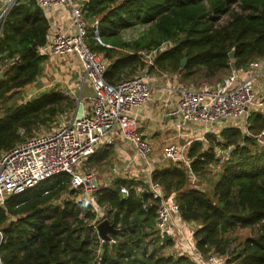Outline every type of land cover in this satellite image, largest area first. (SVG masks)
I'll return each instance as SVG.
<instances>
[{
    "label": "trees",
    "instance_id": "trees-1",
    "mask_svg": "<svg viewBox=\"0 0 264 264\" xmlns=\"http://www.w3.org/2000/svg\"><path fill=\"white\" fill-rule=\"evenodd\" d=\"M85 2L88 18L99 21L98 28L94 22L88 27L87 42L108 62L105 77L111 83L144 69L179 75L181 81L199 77L220 82L233 68L248 69L264 58V0ZM140 26L145 30L139 36L123 37V31ZM49 34L50 22L36 0H16L0 36V65L12 62L0 78V103L5 104L0 110V156L35 135L42 125L50 126L68 108L76 110V101L58 90L42 92L25 102L10 98L41 77L47 57L38 50L48 43ZM233 48L236 55L231 59ZM153 52V64H149L147 55ZM185 57L187 63L182 66ZM263 130L264 113L252 112L249 133L228 126L219 137L208 135L207 144L195 140L188 156L199 187L191 186L188 170L178 162L153 174L167 195L176 194L182 220L198 224V249L226 257V264H264V145L257 139ZM230 146L235 149L223 160L216 148ZM113 153L111 147L99 150L87 166L97 169ZM220 162L222 168L211 173L212 166ZM124 185L134 186L127 197L121 195ZM135 186L132 180L116 178L101 189L95 200L106 209L101 218L93 203L76 200L68 173L13 195L0 206L1 263L196 264L185 255L165 252L174 241L157 229L158 200ZM104 218L117 230L111 233L115 241L108 242L102 253V240L94 225ZM246 228L253 229L254 236L234 246L230 235Z\"/></svg>",
    "mask_w": 264,
    "mask_h": 264
},
{
    "label": "built area",
    "instance_id": "built-area-1",
    "mask_svg": "<svg viewBox=\"0 0 264 264\" xmlns=\"http://www.w3.org/2000/svg\"><path fill=\"white\" fill-rule=\"evenodd\" d=\"M15 2L10 0L0 7V36L4 21ZM36 2L44 11L59 6L70 11V27L54 35L45 46L39 48V52L46 51L59 57L74 56L79 61L82 68L79 97L84 103V111L79 120L72 118L52 131L37 133L1 154L0 206H4L13 195L31 190L58 174L68 173L71 175V189L77 192L76 200L90 201L97 214L102 209L106 212L104 207L99 208L95 200L96 194L110 184L102 182L99 171L87 166V161L100 149L115 145L116 135L119 134L152 169L149 190L135 187L137 191L151 193L152 198L158 200L157 229L173 239L177 255H185L196 264H226L223 256L213 252L204 254L198 249L195 238L197 227L191 233L186 231L192 226L182 220L176 194L167 195L162 185L153 180V174L157 169L166 167L170 161L178 162L188 170L191 186L199 187L198 177L192 172L188 156L192 143L200 140L207 144L208 135L216 134L219 137L221 130L228 126L249 133L250 114L264 113V94L256 87L257 71L264 66L253 62L248 69L233 68L222 82L212 85L204 83L199 87L185 85L178 76L170 77L167 73L157 80L147 69L131 78L111 83L105 77L108 62L87 42L88 27L96 20L88 18L85 0ZM95 34L100 40L97 30ZM154 54L147 55L149 64H153ZM9 64L12 62L0 65L3 69L0 72ZM161 82L164 92L176 98L169 116L174 118L176 128L184 134L185 142L181 144L178 139L169 137L156 162L153 159V144L139 131L137 111L151 99L155 87ZM86 85L91 87V93L82 98ZM257 139L264 145V130L257 135ZM231 147L226 150L217 147L216 151L226 158ZM155 163L159 164L156 166ZM133 187L122 186L121 195L129 196ZM144 207H147L146 203ZM94 227L96 229L97 223ZM2 237L0 230V241ZM114 241L112 239L110 242Z\"/></svg>",
    "mask_w": 264,
    "mask_h": 264
},
{
    "label": "crops",
    "instance_id": "crops-1",
    "mask_svg": "<svg viewBox=\"0 0 264 264\" xmlns=\"http://www.w3.org/2000/svg\"><path fill=\"white\" fill-rule=\"evenodd\" d=\"M0 1L3 2V0ZM45 14L50 22L49 40L53 38V36L57 33H62L70 27V11L66 7H54L46 10ZM94 24H96L98 28L99 21L96 20ZM97 34L99 35L98 29ZM42 54L46 55L47 58L42 64L43 71L38 81L42 78H47L43 76L44 70L46 68V74H49L48 76H54V74L56 75L58 73H62L58 75L63 76L64 79L67 78L71 81H76V84L75 82L73 83V85L75 84L74 88L81 89L79 82L81 80L82 68L79 61L74 56L59 57L51 55L46 51ZM257 73L259 74V76L257 77L256 87L258 91H261V93L264 94V68L258 70ZM31 85L24 87V89H27V87ZM77 92L78 97L76 98V100L74 97L76 103L78 102V98L80 96V90ZM90 93L91 87L89 85L85 86L83 88L82 95L84 97H87ZM175 104L176 98L173 95L164 92L161 82L157 87H155L151 99L147 101L143 108L137 111L139 131L144 138L148 139L153 144L155 152L153 159L156 162L157 159L161 157L164 151V147L169 140V137L178 139L181 144L185 142L184 134L176 128L174 118L169 116V113L171 112V109ZM197 130L200 131L201 129L197 128ZM110 147L114 152L111 159L109 160L110 162L101 165H110L109 168L101 170V166L99 168L97 167L102 182H107L112 185L113 181L116 178H122L126 180H132L138 187H141L144 190H149L151 186L150 183L152 169L138 157L136 149L130 146L119 134L116 135L115 145H112ZM107 148L109 147L100 150H104ZM155 164L157 166L159 163ZM98 214L100 215V218L104 217V209L99 211ZM189 225H191L192 227H198L196 223L190 222Z\"/></svg>",
    "mask_w": 264,
    "mask_h": 264
},
{
    "label": "rangeland",
    "instance_id": "rangeland-1",
    "mask_svg": "<svg viewBox=\"0 0 264 264\" xmlns=\"http://www.w3.org/2000/svg\"><path fill=\"white\" fill-rule=\"evenodd\" d=\"M10 0H3V4H8ZM224 20L227 19V16H224L223 18ZM145 30V27H135V28H131V29H127L125 31H123V37L125 39H133L137 36H139L143 31ZM257 62V63H255ZM254 63L257 64L258 66H261L263 67L264 66V58L262 59H258L256 60ZM251 68V66H250ZM232 71V70H231ZM231 71L225 75H222V78H226L229 76V74L231 73ZM58 74H62V73H58ZM58 74H54V76H48L46 74V68L44 70V73H43V76L47 77L46 79L45 78H42L40 79L39 81L42 82V86H39L37 84V82L33 83V85L27 87V89L23 88L22 90L18 91V92H15L13 94H11V99L12 100H15V102H25L27 100H30V99H33L35 96H37L38 94L42 93V92H45V91H50V90H58L62 93H64L65 96L67 97H70L71 99H74L75 97V100L76 98L78 97V92L77 91H81V89H78V88H74L75 84H76V81H71L69 79H64L63 76L61 75H58ZM170 77H175V76H178L179 75H174V74H170V73H167ZM156 77V79H160L162 78V73H155V74H152ZM220 80V79H219ZM219 80L217 78H214L212 80H206L204 78H199V77H196L194 80H182L181 82L185 85H192V86H195V87H199L200 85L204 84V83H208V85H212V84H215L216 82H219ZM81 81H82V77H81V80L79 82L80 86H81ZM222 81V80H221ZM75 82V84L73 85V83ZM87 86V85H86ZM81 88V87H80ZM77 95V96H76ZM82 98H84V96L82 95ZM12 100H10L9 102H7V104H12ZM5 104H2L0 103V110H2L4 107ZM74 114H75V110L74 108H68L66 112H64L63 114H61L55 122H53L52 124H50V126H44L42 125L41 127L37 128L35 130V132L33 134H37V133H42V132H49V131H52L56 128H58L60 125H63L65 124V122H67L68 120L72 119L74 117ZM21 135L24 136L25 135V130H21ZM135 149V148H134ZM227 149V148H226ZM224 149V150H226ZM225 153H227V151H224ZM223 160L225 159L224 157H222ZM110 161L106 162V163H109ZM114 162V161H113ZM112 162V163H113ZM222 163L223 162H220V164L216 165V167H213L212 166V170H211V173H215L217 172L218 170H220L222 168ZM110 165H103L100 167L101 170H105L107 168H109ZM200 183V182H199ZM207 182H203L202 183V186L205 188L207 187L206 184ZM77 195V194H76ZM198 225V224H197ZM195 228L196 227H188V230H186L188 233H191L192 231H195ZM233 239H234V246L238 244V242L240 241H244L245 239L249 238V237H252L254 236V231L253 229L251 228H246V229H237L235 232H233L231 235H230ZM235 239L237 240L235 242ZM174 243L170 246H168L165 250V252L167 254H177V249L176 247H174ZM99 251L101 252V249H99ZM224 257V256H223ZM224 259L226 260V257H224ZM224 260V261H225Z\"/></svg>",
    "mask_w": 264,
    "mask_h": 264
},
{
    "label": "water",
    "instance_id": "water-1",
    "mask_svg": "<svg viewBox=\"0 0 264 264\" xmlns=\"http://www.w3.org/2000/svg\"><path fill=\"white\" fill-rule=\"evenodd\" d=\"M94 18L91 19V21H93ZM236 55V49L233 48L230 53L229 56L231 59H234ZM182 66H186L187 63V58H183L182 59ZM4 76V72H0V78H2ZM37 84L39 86H42V82L41 81H37ZM83 111H84V103L82 102L81 98H78V102H77V107L75 110V114L73 119L74 120H79L82 115H83ZM235 148L232 146L230 149V153L234 150ZM96 230L102 240V250L101 252L104 253L107 243L110 242L112 240V236L111 233H114L117 229L114 225V223H112L108 218H104L102 221H100L97 224Z\"/></svg>",
    "mask_w": 264,
    "mask_h": 264
}]
</instances>
